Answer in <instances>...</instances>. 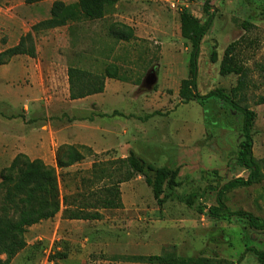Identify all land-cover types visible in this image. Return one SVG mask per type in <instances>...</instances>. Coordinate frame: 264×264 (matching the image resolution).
Returning <instances> with one entry per match:
<instances>
[{"label":"rangeland","instance_id":"1","mask_svg":"<svg viewBox=\"0 0 264 264\" xmlns=\"http://www.w3.org/2000/svg\"><path fill=\"white\" fill-rule=\"evenodd\" d=\"M52 1L25 4L24 0H0V50L7 45L8 39L11 43L21 32L25 34L33 24L47 18ZM204 1L114 0L102 19L82 20L33 32L34 61L43 63V77L29 73L23 82L21 78L0 80L6 96L5 104H0V112L14 110L6 104L15 106L17 98L8 97L18 91L35 99L25 103L34 107V120L25 121L21 113L9 121L0 119V139L8 142L10 148L20 143L21 126L55 125L58 113L51 111H56L59 105L49 95L52 89L61 93L60 88L55 89V83L52 88V77L56 72L59 74L57 70L52 71L49 63L55 52L62 56V64L85 70L104 69L112 62L116 64L117 76L110 77L107 92H115L121 101L116 104L129 113L108 127L110 134L105 138L109 141L103 149L95 151L83 144L91 152L79 148L84 158L71 166H56L59 146L54 149L55 157L53 150L44 151L43 156L52 155L56 168L60 211L38 222L35 229L28 227L26 246L9 264H141L127 261L126 257L165 253L195 258L198 262L194 264H260L256 256L245 249L264 250V229L251 228L241 217L215 220L197 210L198 206L206 211L207 207L215 205L217 189L233 178H246L248 174L235 161L242 140L241 113L216 96L208 98L203 106L195 100L183 103L178 96L180 81L187 76L190 51L189 43L180 34L179 13L186 8L204 21ZM210 5L215 13L200 42L196 90L200 95L213 89L230 93L238 76L221 75L219 62L224 48L238 41L235 57L247 68L249 77L245 103L256 112L252 154L262 161L259 182L224 190L223 199L230 211L249 212L259 222H264V104L254 103L257 96L264 95V80L257 69L264 63V0H211ZM242 21L249 26H241ZM116 22L133 27L136 38L115 40L108 29ZM211 50L216 52V62L209 59ZM9 61L0 65V73ZM18 64L19 60L12 64V72L18 71ZM21 64L28 65L22 61ZM40 107L44 108L42 112ZM152 111L156 114L142 120ZM78 125L79 122L71 128L73 133L83 130ZM72 145L78 147L80 144ZM130 149L155 166L179 168V186L172 191L165 188L171 197L161 209L139 175L119 184L122 207L103 209L99 206L97 200L106 183L102 176L91 175V165L123 158ZM0 154L2 170L13 158H9L7 151ZM19 169L20 166L14 176H18ZM193 192L197 193V198L188 206L183 198ZM18 198L8 202L5 188L0 189V216L15 219L21 205ZM80 207L89 212L97 210L102 218L68 219L69 222L58 225V215L64 220L69 212ZM95 233L99 234L91 238Z\"/></svg>","mask_w":264,"mask_h":264},{"label":"trees","instance_id":"2","mask_svg":"<svg viewBox=\"0 0 264 264\" xmlns=\"http://www.w3.org/2000/svg\"><path fill=\"white\" fill-rule=\"evenodd\" d=\"M43 0H24L25 4H34ZM211 0H205L202 11L205 19L202 21L193 15L186 8L179 13V27L181 36L190 45L187 76L180 81L178 96L183 103L195 100L203 106L206 100L216 96L242 115L241 132L242 140L238 144L235 161L236 164L248 171L247 177L233 178L217 189L215 205L206 208L200 206L197 210L206 217L215 220H228L231 217H241L253 229H264V222H259L249 212L230 211L224 202V190L235 187L250 186L261 180L260 163L262 161L254 158L252 154V127L256 119V112L245 103V91L249 86L248 70L239 64L235 57V49L238 41L229 43L223 50V55L219 62V73L221 75L236 74L238 76L236 85L225 93L222 89H213L204 95H200L196 90L197 77V57L200 51V42L207 33L215 10L210 5ZM114 0H75L65 3L62 0L52 1L49 8V16L33 24L30 31L21 35L18 43L14 46L0 50V65L7 63L13 56L24 54L29 57L36 56V47L33 32L38 29H51L64 26L82 20L102 19L108 8L113 5ZM241 26L248 27L249 23L241 22ZM108 33L117 41H131L136 38L133 27L125 23H111ZM211 62L217 61L216 52L211 50ZM257 69L264 80V63H260ZM118 67L113 62L108 64L102 73H93L76 66H68L66 70L69 98L78 99L85 96L100 93L104 90L106 78L116 77ZM255 104H264V95H259L254 100ZM156 114L155 111L147 114L142 120ZM106 115V114H104ZM111 115L124 116L123 113L113 111ZM79 148L91 152L84 146H74L71 144L60 145L56 150V166L58 168L68 167L84 158V153ZM19 174L13 173L18 167ZM91 175L102 176L105 183L101 190L102 196L97 200L103 209L122 207L119 184L131 179L134 175L143 177L145 184L150 188L153 199L159 209L171 194L165 192V188L172 191L179 186L177 176L178 167L155 166L137 155L133 150H128L127 155L111 162H94L91 165ZM5 188V199L13 202L15 197H19L21 204L15 219L0 216V264H9L13 257L26 246L25 233L33 224L54 217L61 206L60 193L56 168L45 164L41 159H30L23 153H18L8 167L0 170V189ZM197 198V193H189L183 198V202L192 206ZM64 217V216H63ZM65 219L100 220L102 213L94 210L84 211L82 207L76 208L68 213ZM246 251L252 252L260 264H264V250L254 247H247ZM4 256L2 258L1 256ZM62 257V256H61ZM127 261L147 264H194L198 262L192 257H184L175 254H150L131 255L126 257Z\"/></svg>","mask_w":264,"mask_h":264},{"label":"crops","instance_id":"3","mask_svg":"<svg viewBox=\"0 0 264 264\" xmlns=\"http://www.w3.org/2000/svg\"><path fill=\"white\" fill-rule=\"evenodd\" d=\"M22 34L23 33L21 32V34H19L18 37H16L13 40L11 39L12 41L11 43H9L10 40L8 39L7 45L1 50H4L6 49V47H11L17 44ZM17 60H19L18 71L12 72L14 68L12 64ZM21 61L27 63L28 65L24 66L23 64H21ZM49 63L52 71L57 70L59 72V74L56 72V75L52 77L53 80L52 88L55 83V89L60 88L61 91L59 95L58 92H55V90L52 89L49 94L50 98L53 97L52 101L59 105L56 111L50 110L51 112L58 113V115L55 116V120H54L55 125H47L42 127L41 126L37 127L36 125H33L31 127L21 126V134H23V136H21L20 143L16 147L10 148L9 147L10 144L8 142L2 141L0 139V152L2 151L4 153L7 151V153H9L8 156L11 159L14 158V156L20 152L28 156L30 159H36V158L41 159L46 164L54 166L52 163L51 154H49L48 156H43V153L46 149H49L51 151L53 150L54 157H55L56 148L62 144L72 145L73 143H79L80 145L83 144L88 146L90 145L95 151L98 149H103L106 146L107 142L109 141L108 139L105 138L106 135L109 133L108 127H110L111 125H115V122H117L116 120L117 118L123 117L120 115H111L112 112L117 111L119 113H123L124 116H126L125 113H129L127 112L126 109L123 108L121 109V105L118 107L116 101H120V100L115 92L114 93L107 92V90H109V84L112 78H106L104 90L102 92L91 94L83 98L70 99L66 70L68 66H76V65L68 64L66 66V64L65 65L62 64V56L59 55L57 52H55V57ZM76 67L81 68L79 66ZM81 69L85 70V68H81ZM42 70H43V63L41 61H39L36 64L34 58H31L24 54H19L13 56L10 59L9 63L7 64V67H5V69H3V71L0 73V80L2 79L13 80V79L21 78V81L23 82L26 80L29 73L30 76H34L35 74H39L40 76H42L43 75ZM86 70L93 73H102L104 69L95 68V70H91L87 68ZM23 75L24 76L26 75V77H24ZM4 91H5L4 86L0 87L1 105L5 104L4 102L6 100ZM11 97L17 98L16 103H14L15 106L9 104L6 105L10 106L11 109L14 108V110L10 111L9 113L0 112V119L9 121L11 120L10 118L15 119V117L13 116H16L20 113L24 114L25 121L34 120L33 118H36L35 115H32V112H34V107L32 106V104L28 106L25 105V103L33 102L32 100H35L34 97L32 98L30 97L31 98L30 99L21 91L14 93V95L8 97V99ZM123 101L127 102L128 100L123 99ZM52 105H50V107ZM139 107L143 108V106H139ZM41 109L42 107L39 108L40 112L44 110V108L43 110ZM78 122H79L78 126H81L83 130L73 133L71 131V128ZM21 123H23L22 119H21ZM33 124H35V122ZM118 133L120 134V132ZM113 138L116 139L115 131L113 133ZM17 149L19 151L13 154V152ZM63 221L69 222L70 220L68 219L63 220L61 218V215H58V222H57L58 225H60ZM37 224L39 223L31 225L29 228L35 229L36 227H38ZM98 234L99 233H95L94 235L91 236V238H96ZM141 264H147V263H141Z\"/></svg>","mask_w":264,"mask_h":264}]
</instances>
